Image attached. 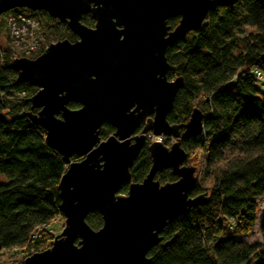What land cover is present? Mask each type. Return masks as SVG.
Masks as SVG:
<instances>
[{
    "label": "water",
    "instance_id": "95a60500",
    "mask_svg": "<svg viewBox=\"0 0 264 264\" xmlns=\"http://www.w3.org/2000/svg\"><path fill=\"white\" fill-rule=\"evenodd\" d=\"M213 0H0V16L14 9L43 12L73 36L50 43L33 59H11L15 83L36 88L26 117L43 129L46 145L67 166L58 182L63 227L50 246L22 264H150L167 222L204 203L189 196L197 179L185 164L181 136L201 134L203 114L191 110L182 124H169L181 77L167 80L165 50L198 30ZM89 15L91 27L81 23ZM178 18L171 28L167 22ZM264 70V54L259 56ZM69 103L79 105L71 110ZM32 110H36L32 113ZM103 124L113 132L101 140ZM138 131V132H137ZM137 132V133H136ZM172 138L147 145L150 167L140 182L130 168L147 135ZM71 157L80 158L71 161ZM176 177L160 183L158 173ZM122 185L125 194H119ZM96 212L94 230L85 219Z\"/></svg>",
    "mask_w": 264,
    "mask_h": 264
},
{
    "label": "trees",
    "instance_id": "16d2710c",
    "mask_svg": "<svg viewBox=\"0 0 264 264\" xmlns=\"http://www.w3.org/2000/svg\"><path fill=\"white\" fill-rule=\"evenodd\" d=\"M25 11L55 23L59 40H73L65 25L43 12ZM8 12L1 15V25ZM81 23L93 25L89 15L82 16ZM177 23V17L167 22L171 28ZM41 27L47 37V27ZM261 54L264 0H213L202 26L166 48L167 80L183 81L167 122H187L196 107L203 114L201 134L181 136L179 143L188 154L185 164L190 158L196 163L197 182L189 196L202 194L205 201L165 224L160 242L147 253L150 264H264V224L258 229L259 242L238 240L252 235L256 200L264 199V95L257 81L238 75L258 65ZM10 60L5 49L0 61V254L26 257L47 249L55 236L49 225L61 216L57 186L67 166L46 145L43 129L26 117L28 93L36 88L15 83ZM67 107L74 110L79 105ZM112 132L103 124L100 139ZM148 144L129 170L134 183L150 167ZM155 178L161 183L176 180L169 170ZM206 181L209 186L203 185ZM126 190L122 185L118 193ZM85 222L94 230L102 224L96 212Z\"/></svg>",
    "mask_w": 264,
    "mask_h": 264
},
{
    "label": "rangeland",
    "instance_id": "374dc122",
    "mask_svg": "<svg viewBox=\"0 0 264 264\" xmlns=\"http://www.w3.org/2000/svg\"><path fill=\"white\" fill-rule=\"evenodd\" d=\"M23 12L28 13L25 10H23ZM5 17L6 16H2V19H5ZM38 19L40 20L41 26L47 27V30H48L47 37L44 35V41L40 45V47H39L40 49H38V51H36L30 57H23V58L33 59V58L37 57L38 55H40L41 53H39V51L44 50L50 43H55L56 41H59V39L57 37V34L59 32V28L56 26V24L53 22L47 21L43 14H39ZM8 43H9V41L7 39V31L5 28V24L1 25V23H0V61H1V53L5 49H7ZM20 58H22V57H20ZM256 86L260 89V91L264 95V70L263 69H262V73H261V78L256 82ZM28 94H30V96H31V92H29ZM165 139H166L165 137H153L151 134H148L146 142L151 143L153 141H161L164 145L169 147L172 144L173 139L168 138L167 142L164 143V141H166ZM71 161H76V160L71 159ZM188 165L194 167L196 165V163L194 162V160H192L190 158ZM1 179H3V178L1 177ZM1 179H0V181H1ZM156 180H158V179H156ZM209 183L210 182L206 181L203 185L209 186ZM256 204H257V210H256L255 216H254V227H253L252 235H250L249 237H244V238L238 239V240L244 241L248 244H252V243L260 241L258 229L262 224H264V199L258 198L256 200ZM62 227H63V219L58 220V221L55 220L49 225V228L52 229V233L54 235L59 234ZM24 258H25V255L20 254L18 252L17 253L3 252L0 254V264H22V261Z\"/></svg>",
    "mask_w": 264,
    "mask_h": 264
},
{
    "label": "built area",
    "instance_id": "2783aa9c",
    "mask_svg": "<svg viewBox=\"0 0 264 264\" xmlns=\"http://www.w3.org/2000/svg\"><path fill=\"white\" fill-rule=\"evenodd\" d=\"M5 26L9 41L7 51L10 59L30 57L40 49L39 47L44 41V34L38 18L30 16L29 13H25L21 9H14L6 14ZM261 73L262 68L259 64L238 71L240 77H248L254 81L261 78ZM61 219L63 217L58 216L54 221ZM41 228H45V226ZM36 237L34 233L32 238Z\"/></svg>",
    "mask_w": 264,
    "mask_h": 264
},
{
    "label": "flooded vegetation",
    "instance_id": "af4514ba",
    "mask_svg": "<svg viewBox=\"0 0 264 264\" xmlns=\"http://www.w3.org/2000/svg\"><path fill=\"white\" fill-rule=\"evenodd\" d=\"M166 139H168V138H166ZM166 139H165V140H166ZM164 142H165V141H164Z\"/></svg>",
    "mask_w": 264,
    "mask_h": 264
}]
</instances>
